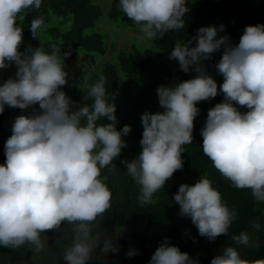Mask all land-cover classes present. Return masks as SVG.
<instances>
[{
  "label": "clouds",
  "instance_id": "9594fccd",
  "mask_svg": "<svg viewBox=\"0 0 264 264\" xmlns=\"http://www.w3.org/2000/svg\"><path fill=\"white\" fill-rule=\"evenodd\" d=\"M43 0H0V70L15 64L14 78L0 84V115L5 106L40 111L15 119L12 135L5 144V164H0V247L19 249L25 245L39 254L46 248L48 231L71 225L72 244L65 249L66 264H88L97 249L107 255L118 253L111 237L101 239L96 226L112 208L113 193L101 178L102 169L115 172L113 161L128 145L123 137L130 126L119 123L115 95L109 98L107 79L101 75L91 85L83 106L75 104L61 88L68 84L65 59L70 52L51 45L19 49L23 44L22 23ZM189 0H120V9L139 26L142 38H163L185 27ZM19 22V24H18ZM45 27L44 17L31 21L33 38ZM215 26L202 27L186 44L176 42L170 59L183 72L193 68L196 78L157 89L162 113L145 112L142 151L123 163L139 186L141 205L153 202L177 171L183 170L185 145L193 142L194 121L199 102L217 97L224 102L209 110L201 130L203 154L234 188L250 189L257 202H264V24L247 26L238 45ZM195 43V47H190ZM223 47L216 69L223 84L207 73L203 61ZM234 105L249 109L242 113ZM107 120L110 123L101 121ZM180 214L189 217L199 235L215 241L228 235L237 212L223 201L207 175L194 185L182 184L174 196ZM259 231L261 225L253 223ZM235 245L254 246L248 232L231 237ZM138 253L133 250L127 255ZM150 264H198L167 238L153 254ZM211 264H264L241 257L237 247L227 246Z\"/></svg>",
  "mask_w": 264,
  "mask_h": 264
},
{
  "label": "trees",
  "instance_id": "16d2710c",
  "mask_svg": "<svg viewBox=\"0 0 264 264\" xmlns=\"http://www.w3.org/2000/svg\"><path fill=\"white\" fill-rule=\"evenodd\" d=\"M105 1L108 2L107 6H104ZM188 7L190 12L185 15L183 29L150 40L151 46L149 40L147 46H140L138 41L131 40L129 50L120 48L114 51L115 28L139 30V26L121 11L120 0H43L41 8L32 10L22 23L21 52L42 45L50 53L51 45L56 44L62 55L71 53L64 62L69 82L61 90L74 105L91 104V100H85V92L103 75L107 79L109 98L115 95L119 121L117 130H122L126 125L132 129L129 135L123 137L128 146L113 161L115 172L109 170L111 165L101 170V178L113 193V199L112 208L96 226V231L100 232L101 239L113 238L119 252L104 255L97 249L88 264H150L153 254L166 238L170 246L179 247L181 252L188 253L198 264H211L212 259L222 255L227 246L237 247L241 257L250 262L264 261V202H257L250 189L234 188L203 154L201 130L209 110L224 102L222 92L213 99L197 104L200 114L194 121L193 142L184 146L183 170L174 173L164 189L154 195L151 204L139 203V186L127 174L123 163L136 159L142 151V114L164 111L159 104L157 89L198 75L194 68L188 73L183 72L179 62L170 59L176 42L186 44L198 29L210 26L219 29L223 25L224 31L218 32L217 38L227 35L229 42L235 46L239 44L247 26L264 24V0H189ZM41 16L45 19L43 32L47 38L30 46L31 21ZM195 46V43L190 45ZM223 51L222 47L209 60L203 61L204 68L218 86L223 84V76L218 73L216 64L222 58ZM16 71L15 64L0 70V84L14 78ZM234 106L242 113L249 111L246 107ZM39 111V105L27 110L5 106L4 113L0 115V164L6 162L5 144L13 134L15 119ZM101 122L110 123L107 120ZM205 174L221 192L228 207L237 212V219L230 226L229 234L221 235L215 241L200 236L191 219L181 216L180 206L174 202V196L182 184L194 185ZM253 223L261 225L259 231L253 228ZM71 228V225L64 224L59 230L44 233L46 248L39 254L28 245L19 249L0 247V264H66L64 253L72 244ZM245 231L253 239L254 246L251 248L235 245L231 239L233 235ZM133 250L138 254L129 257L127 253Z\"/></svg>",
  "mask_w": 264,
  "mask_h": 264
},
{
  "label": "rangeland",
  "instance_id": "374dc122",
  "mask_svg": "<svg viewBox=\"0 0 264 264\" xmlns=\"http://www.w3.org/2000/svg\"><path fill=\"white\" fill-rule=\"evenodd\" d=\"M107 4H108V2L105 1L104 6H107ZM18 24H19V22H18ZM44 33L45 32L41 31L38 34V39L33 38V36L30 37V39L28 40L29 41L28 45L34 46L36 43L46 39L47 37L45 36ZM142 36H143V34L138 29L130 30V29H126V28H119V29L115 28V34L113 36V40L115 41L114 51L118 50L120 48H125V49L129 50L131 40L138 41L140 46H147L149 44V42L147 39H143ZM151 44L152 43L150 41V46H151Z\"/></svg>",
  "mask_w": 264,
  "mask_h": 264
}]
</instances>
